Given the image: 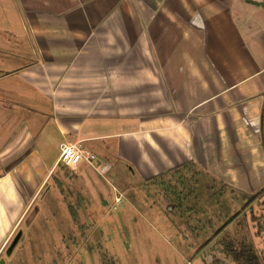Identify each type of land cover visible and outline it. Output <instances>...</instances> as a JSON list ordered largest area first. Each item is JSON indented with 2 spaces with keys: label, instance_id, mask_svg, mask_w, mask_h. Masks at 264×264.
Wrapping results in <instances>:
<instances>
[{
  "label": "crops",
  "instance_id": "crops-1",
  "mask_svg": "<svg viewBox=\"0 0 264 264\" xmlns=\"http://www.w3.org/2000/svg\"><path fill=\"white\" fill-rule=\"evenodd\" d=\"M103 1L0 0V255L62 144L98 169L192 162L235 191L264 187L262 7L155 0L123 15L116 0L110 15Z\"/></svg>",
  "mask_w": 264,
  "mask_h": 264
},
{
  "label": "rangeland",
  "instance_id": "rangeland-1",
  "mask_svg": "<svg viewBox=\"0 0 264 264\" xmlns=\"http://www.w3.org/2000/svg\"><path fill=\"white\" fill-rule=\"evenodd\" d=\"M180 1L183 5L194 0ZM246 1L249 17L255 16L253 0ZM103 2L106 14H114L117 1ZM150 2L155 0H122L118 14H134L137 5L144 14V5ZM177 5L175 0L173 6ZM21 106L10 103L4 109L16 111ZM41 112L45 123L49 110ZM97 165L82 164L70 171L58 164L10 235L0 263L235 264L222 247L223 242L233 241L245 243L264 264V190L250 200L252 195L197 169L182 171L187 181L181 185L175 184L177 176L141 178L133 167L117 161L110 167ZM196 172L195 180L188 181ZM166 184L176 186V193L183 191L181 200ZM117 195L122 202L113 209Z\"/></svg>",
  "mask_w": 264,
  "mask_h": 264
},
{
  "label": "trees",
  "instance_id": "trees-1",
  "mask_svg": "<svg viewBox=\"0 0 264 264\" xmlns=\"http://www.w3.org/2000/svg\"><path fill=\"white\" fill-rule=\"evenodd\" d=\"M197 169L200 170L202 172H204L205 174L208 175L207 172H205L203 169L197 167L194 163L192 162H188L185 163L183 165H180L178 167L172 168L170 170H168L166 172V174L162 173L159 174L157 176H154L151 180H162L165 179L167 177H171V176H177V181L175 184L179 183L181 185L184 184L185 181H187V177L182 175V171L187 170V169ZM199 168V169H198ZM189 173V172H188ZM199 173H191V177L188 179L189 180H195V177L198 175ZM209 176V175H208ZM186 177V178H185ZM164 183V182H162ZM168 189H170L172 192V194L176 195L174 196L176 198V200H181V195L183 194V191L181 190L179 193H176V186L174 185H170V184H166ZM264 190V187L262 189V191ZM259 191L258 193L253 194L250 197V200L255 198L258 194H260ZM174 192V193H173ZM179 196V197H178ZM184 196V195H183ZM187 198V196H184V198L182 200H185ZM251 220L253 222H257V220L255 218H251ZM258 225V224H257ZM222 247L224 249V252L230 256L231 260L235 263V264H262V259L260 258V256H258L257 254H255L249 247H247L245 245V243L240 242V243H234L233 241H225L222 243Z\"/></svg>",
  "mask_w": 264,
  "mask_h": 264
},
{
  "label": "built area",
  "instance_id": "built-area-1",
  "mask_svg": "<svg viewBox=\"0 0 264 264\" xmlns=\"http://www.w3.org/2000/svg\"><path fill=\"white\" fill-rule=\"evenodd\" d=\"M96 162V155L89 150L82 149L76 144H62L57 158V164L75 171L80 165L86 164L93 166ZM121 196L114 198L113 209L121 204Z\"/></svg>",
  "mask_w": 264,
  "mask_h": 264
},
{
  "label": "flooded vegetation",
  "instance_id": "flooded-vegetation-1",
  "mask_svg": "<svg viewBox=\"0 0 264 264\" xmlns=\"http://www.w3.org/2000/svg\"><path fill=\"white\" fill-rule=\"evenodd\" d=\"M258 2L252 1L251 3H256L257 5H259L260 7H262V4L264 2V0H257ZM262 9L264 10V8L262 7Z\"/></svg>",
  "mask_w": 264,
  "mask_h": 264
},
{
  "label": "water",
  "instance_id": "water-1",
  "mask_svg": "<svg viewBox=\"0 0 264 264\" xmlns=\"http://www.w3.org/2000/svg\"><path fill=\"white\" fill-rule=\"evenodd\" d=\"M262 7L264 8V2H263V4H262ZM0 264H2V263H0Z\"/></svg>",
  "mask_w": 264,
  "mask_h": 264
}]
</instances>
